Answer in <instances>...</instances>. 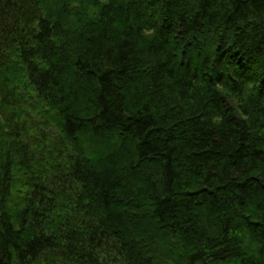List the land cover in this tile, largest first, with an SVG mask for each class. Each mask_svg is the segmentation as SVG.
Masks as SVG:
<instances>
[{"label":"trees","instance_id":"16d2710c","mask_svg":"<svg viewBox=\"0 0 264 264\" xmlns=\"http://www.w3.org/2000/svg\"><path fill=\"white\" fill-rule=\"evenodd\" d=\"M0 264H264V0H0Z\"/></svg>","mask_w":264,"mask_h":264}]
</instances>
